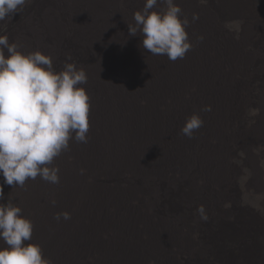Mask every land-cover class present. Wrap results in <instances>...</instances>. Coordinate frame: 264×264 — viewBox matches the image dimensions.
<instances>
[{"label":"bare ground","instance_id":"obj_1","mask_svg":"<svg viewBox=\"0 0 264 264\" xmlns=\"http://www.w3.org/2000/svg\"><path fill=\"white\" fill-rule=\"evenodd\" d=\"M58 1L47 3L46 13L55 22ZM107 1L116 7L115 16L101 18L99 12L101 20L92 15L83 21L70 34L66 50H54L52 61L58 58L65 64L69 56L78 58L76 67L87 78L102 73L104 62L109 64V80H116L115 85H108L100 99L96 97L100 92L95 91L101 89L100 78L90 80L86 90L91 106L89 127L108 128L103 112L116 120L106 131L103 144L114 139L111 130L143 127L132 128L134 133L128 132L131 139L122 147L118 143L115 152L94 145L100 147L98 156L106 152L99 162L101 191L93 189L92 185H98L93 182L86 184L84 196L68 189L71 181L61 167H56L59 183L40 179V192L48 200L59 202L65 189L76 194L66 196L70 219L57 220V215H49L34 200L27 202L24 195L19 198L21 204L11 202L18 207L29 203L26 208L31 213L23 217L42 224L33 228L27 243L48 246V250L44 246L43 256L51 264L61 256V264H182L181 258L190 259L191 264L209 259L215 264H264V0H216L214 7L210 0H175L182 9L181 18L190 21L186 31L192 44L176 64L164 55L145 51L139 32L129 36L128 25L134 24L133 14L143 9L145 0ZM162 5L158 3L150 11H162ZM71 11L68 17L73 19ZM194 14L198 20H192ZM236 21L239 24L232 23ZM83 26L95 29L93 41L87 40ZM52 31L60 39V29ZM72 36L85 58L78 54ZM121 97L126 116L121 114ZM131 98L147 104L145 111L133 110ZM205 107L210 111H204ZM253 108L259 109V115H249ZM193 114L200 116L203 126L188 138L181 128ZM119 118L125 121L123 126L117 125ZM111 169L125 178L113 179ZM129 172L128 178L137 184L122 188ZM31 181H26L25 190ZM163 183L168 186H163L162 213L155 214ZM182 184L185 191L180 192ZM10 187L3 190L5 204L10 202ZM135 197L139 202L136 209L131 201ZM111 203L113 208L118 205L109 215ZM122 205L124 210H120ZM246 205L252 210L244 208ZM53 222L58 228L52 240L46 232Z\"/></svg>","mask_w":264,"mask_h":264},{"label":"clouds","instance_id":"obj_2","mask_svg":"<svg viewBox=\"0 0 264 264\" xmlns=\"http://www.w3.org/2000/svg\"><path fill=\"white\" fill-rule=\"evenodd\" d=\"M29 2L0 0V22L12 19ZM158 3L164 9L150 11ZM181 16L182 9L175 0H145L143 9L133 14L134 24L128 25L129 36L139 32L141 47L152 55H164L172 62L182 60L192 44L186 31L190 21ZM198 19L194 14L192 20ZM70 28L68 18L66 30L72 34ZM86 83V72L77 69L75 63H65L64 69L56 72L51 56L39 51L24 54L18 42L10 44L6 35H0V176L4 184L23 188L26 181L38 176L59 183V169L51 167L54 159L69 150L70 140L88 142L90 98L80 87ZM204 111H210V107ZM249 115H259V109H249ZM202 126L203 120L193 114L185 121L181 134L192 138ZM3 190L0 186V200L4 198ZM7 201L0 204V240L6 245L0 248V264H51L39 245L27 243L34 228L23 217L28 203L15 206L8 195ZM61 217L68 220L70 214L59 213L55 218Z\"/></svg>","mask_w":264,"mask_h":264},{"label":"rangeland","instance_id":"obj_3","mask_svg":"<svg viewBox=\"0 0 264 264\" xmlns=\"http://www.w3.org/2000/svg\"><path fill=\"white\" fill-rule=\"evenodd\" d=\"M50 1L51 0H30V2L25 5L27 8L24 7L19 13L15 14L12 17V19H6L5 21L0 22V35H6L8 37V41H9L10 44L11 43H16L17 44V42H18V45L20 47V51L23 52L24 54H28L29 52L31 53L34 50H35V52L36 51H39V52H47L48 51L46 56H51L52 59H53V55H54L55 51L57 53H59V52L62 51V49L66 50L65 47L67 45L71 44V35H70L71 33H69L66 30V21L69 18L68 17L69 16L68 15V11L72 10L71 11V15H72L73 19L69 18V20L71 19L70 20L71 21V28L70 29L74 30V27H75V30L73 31V33L76 30H78L79 27H81L83 25L82 23H84L85 21L90 20L92 15L95 16L97 21L101 20V18H103L104 16L106 18L107 17L113 18V16H115V14H113V13L115 12V8L116 7L115 6L113 7L112 3H109L107 0H82L81 3L79 1H76V0H59L58 3H57V8L60 11L58 10V12H59V13H57V15H58L57 19L58 20L56 19V22H55V21H51V19H50L51 17L49 15H47V13H46L47 12L46 10L48 9V4L47 3L50 2ZM54 1L57 2V0H54ZM209 3L212 5V7H214V5H216L217 2H216V0H210ZM109 5L111 7H109ZM108 7H109V10L107 11ZM68 8H71V9H68ZM163 8H164V6H163ZM99 12L101 13V18L98 17V15H97ZM38 15L39 16L41 15V16L39 17ZM44 19H46V20H44ZM54 23L58 24V25H55ZM45 25H47V26H45ZM58 26H60V27H58ZM41 27H43V28H41ZM54 27L60 29V31H61L60 32V39L58 37L54 36L53 31H52V30H54ZM83 28H84V33L87 36V40L89 39V40L93 41V37H94L93 31L95 29L92 28V30H91L88 26H83ZM62 30H65V31L63 32ZM49 33H50V35H49ZM66 34H68V35H66ZM66 36H68V37H66ZM63 37H66V38H63ZM98 38H99V36H97V39ZM72 41H73L74 45H76L75 47H76V49L78 51L79 50V43L78 42H76L77 44L75 43V36H72ZM54 42L56 43L55 46H54ZM48 43L51 44V45H49ZM35 45H37V46H35ZM41 45H42V47H41ZM56 45H57V48H55ZM59 45H61V46H59ZM23 46H26V47H23ZM28 46H29V48H27ZM50 46H51V50H50ZM94 50H95L96 53H98L95 48H94ZM49 51H51V53ZM79 51H78V54L80 55V57L85 58ZM107 53L109 54L108 51H107ZM5 55H7V52H5ZM56 59L57 60H53L52 61L53 68H54V70L56 72H60V71H62L64 69V65L65 64L60 63V59H58V58H56ZM110 59L112 60L111 62L114 63V57H112ZM88 60H89V63L93 61V60L90 61V59H88ZM78 61H79L78 58H74V60H73V58H71L70 60L67 58L65 63H75V65H77ZM103 65H104V69H103L102 73H100L98 71V75L97 76L88 77L87 78V83L83 84V85H80V87H82L85 90H87V85L90 82V80H92V79L93 80H97V79L100 78L103 81V83L101 85V89L95 90L96 92H100V93L96 94V97L99 98V99L101 97V93L103 92V90L106 87L108 88V85H112V84L115 85V83H116V80H114L112 82H110V80H109V78H110V76L108 75L109 72H110V71H108L109 64H108V67L106 66L105 62L103 63ZM112 90H113V92H116L114 86L112 87ZM131 99H132L131 100V105H132L133 110H137L138 109V110L145 111L144 107L147 104H143V102L138 101L140 99H138V100H136L135 98H131ZM121 103H122V107L120 108V110L122 111L121 114H123V116H126V110H125V107H124V103L122 102V97H121ZM142 104L144 106H142ZM98 105H100V104H98ZM104 106H105V111H107V107H106L105 104H104ZM159 111H160V109H158V113H159ZM103 113H104V117L107 120L108 128H104L102 130H98L97 127L96 128L94 127L93 129H92V126L89 127V132L87 134V136H88V142L87 143H78L75 140H70V142H69V150L63 152V154L66 157L64 155H61V158H55L54 162H53V166L61 167V169H63V171L66 172L67 178L71 181V187L68 188V189L78 190L77 193H79L81 196H84V188H85L86 184H87V186H89V184H91V182H93L94 184H98V185H92L93 189H98V191H101V186L99 184H102L103 182H101V179L99 178V174H100L101 171H103V169H101L99 171V167H100L99 162H101L104 159V154L106 152L103 154V151H102L101 154H103V155L102 156H98L96 153H97V151H99V148L101 146H102V149H103V147H110L111 148L110 150L115 152V150H116V148H118L119 144L122 147L128 142V140L131 139L130 134L128 132H130V131L132 132L133 131V133H134V130L136 128L139 129V128L143 127V126H141V127H137V126L134 127L133 126L132 128L134 130L131 128V130H127L126 132H124V131H122L120 129L111 130L110 134L112 133L111 136L114 139L110 138L111 140H109V144L105 145V142L103 144V137L105 139L106 131L108 129H111L113 124H116V120L111 119L107 112H103ZM124 124H125V121L122 118H119V121H118L117 125H122L123 126ZM117 130H118V132H117ZM123 139H125V140H123ZM96 143L100 147H94V145ZM72 165L75 166V167L71 170V166ZM53 166H51V167H53ZM81 170H83V174H82ZM111 170L114 173V178L113 179H119L121 181L123 178H125V176H121V175L115 174V172H116L115 170H113V169H111ZM131 174L132 173H130V175L126 174L125 181L123 183H121V185H120L122 188H125V187L131 188L132 186L137 184V182H132L128 178V177L131 178ZM172 175L174 177L175 173H172ZM40 179L41 178L38 176L35 180H32L30 182V184L27 186L26 190H25V187H23V188H20V187L19 188H17V187L16 188H12V186H11L9 188V190L11 189L10 191L7 189L8 197L11 199V201L15 200L14 201L15 204H21V202H19V200H20L19 198L25 196V199H26L27 202L30 201V200H34V203L38 207H40V206L46 207V209L48 211L47 213L49 215H52V214L53 215H57L59 213H65V212L67 213L69 209H67V205H65L66 196L72 197V196H75L76 194L70 193L71 191L67 192L68 189L67 190L65 189V190H63L61 195L58 196V198H61V200L59 202H54L53 203V201L48 200L45 197V195H43L40 192V185L42 184V181H40ZM3 181H4V178L2 176H0V182H3ZM166 185L167 184L163 183V184H161L159 186V189H160L161 195H162V199L160 198L161 199V201H160V199L157 198V206H158V208L155 210V212H154L155 214H161L162 213V210H161V208L159 206H161L163 204V201L165 200V197H164V191L165 190L164 189L168 186V185L167 186ZM96 186H98L99 188H97ZM163 186H166V187H163ZM2 187L5 189L7 187V185L5 184ZM48 188H49V186H48ZM179 191L180 192L185 191V185L184 184H182L179 187ZM21 192H24V193H21ZM33 195H34L35 199L33 198ZM131 201H133V206L136 209V207H137V205L139 203V202L137 203V201H138L137 197H135ZM0 204H5V203H4L3 200H0ZM111 205L112 206L109 207V211H108L109 215H112L114 212L117 211L116 207H117L118 204L114 208H113V203H111ZM244 208L252 210V208L250 206H248V205H246V207H244ZM24 209H25L24 213H28V214L31 213V211L28 208L25 207ZM120 210H124L123 205H122ZM130 213H132V211H130ZM38 223L39 222H37L36 225L33 224L34 227H36ZM41 225L42 224L39 223L38 227H41ZM52 226H53L52 229L49 228V227L47 228L46 235L49 236L53 240V237L56 236L58 224L53 222ZM42 232H44V231H42ZM2 243H4V242L2 240H0V248L6 247V245L5 244L2 245ZM44 246H45L46 250L49 249L48 246L43 244L42 247H41L42 251L44 249ZM59 252H62V251H59ZM224 252L225 251H223V253ZM50 257H52V256L50 255ZM63 259H64V257L61 256L59 259H56L57 262L55 261L54 264L63 263ZM180 262L182 264H191V260L188 259V258H185V259L181 258ZM215 263L216 262L213 263L209 259L208 261H206V263H202L201 262L200 264H215ZM194 264H196V263H194Z\"/></svg>","mask_w":264,"mask_h":264}]
</instances>
